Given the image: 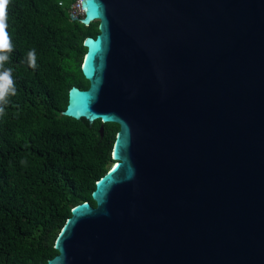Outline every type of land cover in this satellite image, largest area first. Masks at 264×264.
Listing matches in <instances>:
<instances>
[{"label":"water","instance_id":"obj_1","mask_svg":"<svg viewBox=\"0 0 264 264\" xmlns=\"http://www.w3.org/2000/svg\"><path fill=\"white\" fill-rule=\"evenodd\" d=\"M62 115L119 126L47 264H264V0H79Z\"/></svg>","mask_w":264,"mask_h":264},{"label":"trees","instance_id":"obj_2","mask_svg":"<svg viewBox=\"0 0 264 264\" xmlns=\"http://www.w3.org/2000/svg\"><path fill=\"white\" fill-rule=\"evenodd\" d=\"M78 0H9L0 20L13 45L16 95L0 116V264H47L71 209L91 198L112 164L119 126L62 115L72 87L87 89L81 72L87 37L98 21L72 20ZM80 18L82 17L79 16ZM35 49L36 68L27 53ZM26 161L21 164V161Z\"/></svg>","mask_w":264,"mask_h":264},{"label":"clouds","instance_id":"obj_3","mask_svg":"<svg viewBox=\"0 0 264 264\" xmlns=\"http://www.w3.org/2000/svg\"><path fill=\"white\" fill-rule=\"evenodd\" d=\"M8 2L9 0H0V7H6ZM4 28L5 25L3 20H0V116L5 114V106L9 103L8 97L16 95V88L12 78V69L4 68V64L9 60V54L13 51V45L8 38L7 32L4 31ZM27 60L29 67L35 69L37 66L35 49L27 53ZM25 163L26 161H21V164Z\"/></svg>","mask_w":264,"mask_h":264},{"label":"built area","instance_id":"obj_4","mask_svg":"<svg viewBox=\"0 0 264 264\" xmlns=\"http://www.w3.org/2000/svg\"><path fill=\"white\" fill-rule=\"evenodd\" d=\"M76 7L79 9V12H81L80 5H79V1H77V2L74 4V6L72 7V11L70 12V15H71V16H76V15L74 14V12H73L74 9H75Z\"/></svg>","mask_w":264,"mask_h":264},{"label":"rangeland","instance_id":"obj_5","mask_svg":"<svg viewBox=\"0 0 264 264\" xmlns=\"http://www.w3.org/2000/svg\"><path fill=\"white\" fill-rule=\"evenodd\" d=\"M75 4V3H74ZM74 4L71 6V11H72V7L74 6ZM74 14L76 15V16H81L82 15V11L81 12H79V9L76 7L75 9H74Z\"/></svg>","mask_w":264,"mask_h":264},{"label":"snow or ice","instance_id":"obj_6","mask_svg":"<svg viewBox=\"0 0 264 264\" xmlns=\"http://www.w3.org/2000/svg\"><path fill=\"white\" fill-rule=\"evenodd\" d=\"M0 15H2V7H0Z\"/></svg>","mask_w":264,"mask_h":264}]
</instances>
